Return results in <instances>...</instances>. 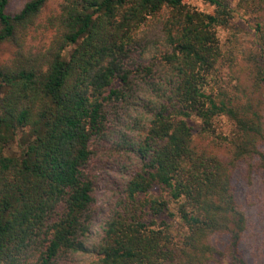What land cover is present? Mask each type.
<instances>
[{
	"label": "trees",
	"instance_id": "obj_1",
	"mask_svg": "<svg viewBox=\"0 0 264 264\" xmlns=\"http://www.w3.org/2000/svg\"><path fill=\"white\" fill-rule=\"evenodd\" d=\"M45 1L9 12L0 0V44L11 47L0 61V264L87 253V264H249L236 184L242 165L264 169V0H241L253 30L245 69L217 36L234 17L227 0H201L211 12L183 0H62L40 21ZM162 11L158 36L143 41ZM39 29L48 35L34 44ZM125 116L136 135L116 128ZM103 145L135 161L121 209L89 247Z\"/></svg>",
	"mask_w": 264,
	"mask_h": 264
},
{
	"label": "rangeland",
	"instance_id": "obj_2",
	"mask_svg": "<svg viewBox=\"0 0 264 264\" xmlns=\"http://www.w3.org/2000/svg\"><path fill=\"white\" fill-rule=\"evenodd\" d=\"M25 0H9L7 10L12 12L19 8ZM233 8V20L230 27L218 28L217 36L220 41L224 54L231 53L232 64L234 69H245L248 61L247 52L252 46V28L248 25L252 24L248 19L241 0H227ZM62 0H46L39 13V20L45 21V18L57 12ZM183 3L196 10L211 12L212 6L201 0H183ZM165 12L162 11L159 15L150 18L146 25L142 27L140 33L143 41L147 39L151 41L158 36V26ZM48 31L39 29L37 36L32 43L37 44L46 39ZM154 50V49H153ZM150 52L146 57L150 56ZM229 50V51H228ZM11 47L8 43L0 44V61L8 58ZM227 61H225L226 65ZM219 69V74L222 77H230V69ZM243 73V72H242ZM240 73V77H241ZM130 116L133 112H129ZM130 116H125L123 121L117 123L116 128L122 129L128 135H136L135 130L128 129V126L133 127ZM219 124V123H218ZM222 130H225L226 125L221 122L219 124ZM220 128L217 130L221 131ZM106 145V144H105ZM105 145L97 152L96 161V178L93 186V202L91 204V221L89 234L84 238L86 245L91 247L96 245L101 235V226L103 222L121 209L120 199L124 183L129 178V171L135 161L128 154L117 153L111 151ZM16 150L15 143H12L7 151ZM115 158L119 164L111 162ZM245 165L238 168L239 182L236 184L237 196L236 199L244 205L246 214L248 215V226L243 237L242 247L249 264H264V169L254 167L251 172L245 173ZM92 257L91 253L79 254L72 257L70 264H87Z\"/></svg>",
	"mask_w": 264,
	"mask_h": 264
}]
</instances>
